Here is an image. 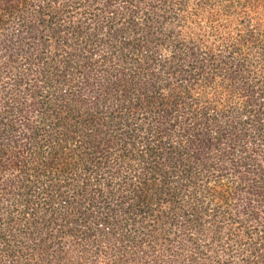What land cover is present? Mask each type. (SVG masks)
Listing matches in <instances>:
<instances>
[{"label":"trees","instance_id":"1","mask_svg":"<svg viewBox=\"0 0 264 264\" xmlns=\"http://www.w3.org/2000/svg\"><path fill=\"white\" fill-rule=\"evenodd\" d=\"M0 264H264V0H0Z\"/></svg>","mask_w":264,"mask_h":264}]
</instances>
